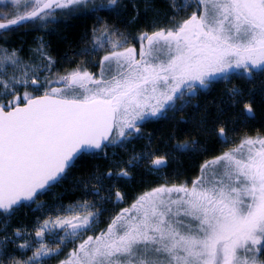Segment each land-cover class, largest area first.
I'll return each instance as SVG.
<instances>
[{"label": "snow or ice", "instance_id": "obj_1", "mask_svg": "<svg viewBox=\"0 0 264 264\" xmlns=\"http://www.w3.org/2000/svg\"><path fill=\"white\" fill-rule=\"evenodd\" d=\"M12 5L0 11V30L46 21L57 10L121 6L119 0H12ZM169 7L163 26L153 25L134 38L107 24L93 29L94 50L108 46L98 75L75 69L55 81L41 80L33 70L37 66L25 65L16 50H2L3 213L34 201L80 156L118 142L123 146L140 132L142 121L173 110L189 93L207 89L217 78L228 80L232 73L244 78L264 73V0H169ZM43 47L50 68L54 62ZM29 87L32 92H21ZM232 95L239 91L232 89ZM244 109L254 118L251 103ZM218 135L228 143L225 127ZM188 147L178 144L177 150ZM166 162L163 156L151 160L155 170ZM200 172L190 184H165L138 196L99 232L95 225L101 212L87 202L80 206L83 213L73 209L70 218L46 219L35 230L33 255L6 264H47L42 258L59 254L65 240L75 247L60 264H264V134L241 137L205 161ZM117 175L127 177L129 171L121 168ZM115 196L123 199L119 191ZM54 231L62 235L49 243ZM16 235H22L20 230ZM32 245L25 240L18 247Z\"/></svg>", "mask_w": 264, "mask_h": 264}, {"label": "trees", "instance_id": "obj_2", "mask_svg": "<svg viewBox=\"0 0 264 264\" xmlns=\"http://www.w3.org/2000/svg\"><path fill=\"white\" fill-rule=\"evenodd\" d=\"M119 4L120 7L109 6L99 11L57 10L56 16L46 21H31L8 31L0 30V46L26 52L44 45L54 61L52 76L55 77L75 69L98 74L99 61L108 46L94 50L93 29L107 24L134 38L142 31H152L153 25L163 26L162 22L171 15L169 0H119ZM10 6L14 5L0 2V11ZM191 11L181 13V18ZM65 35L71 36L78 49L63 58L55 50V40ZM232 89H237L239 95L233 97ZM246 103H251L254 118L244 114ZM221 126L226 129L228 142L230 139L237 143L245 135L264 134V73L256 72L248 78L233 73L228 80L213 81L207 89L201 88L189 98L178 101L173 110L143 122L140 132L122 142L123 146L118 142L108 145L104 152L80 156L60 182L34 201L18 206L14 213L0 212V219L13 217L10 229L29 227L46 209L91 196L103 197L101 217L104 218L110 211L117 213L155 187L165 183L189 184L200 175L205 161L232 146L218 135ZM185 143L190 145L187 150H177L178 144ZM157 156L165 157L167 162L155 170L151 160ZM129 160L133 163L128 164ZM121 168H127L129 176L117 175ZM109 171L113 175L108 176ZM117 191L123 195L120 201L115 196ZM106 198H110L109 201H105ZM106 224L104 220L101 227ZM69 249L64 248L48 263L58 264L68 256Z\"/></svg>", "mask_w": 264, "mask_h": 264}, {"label": "rangeland", "instance_id": "obj_3", "mask_svg": "<svg viewBox=\"0 0 264 264\" xmlns=\"http://www.w3.org/2000/svg\"><path fill=\"white\" fill-rule=\"evenodd\" d=\"M0 2L1 3H5V2L12 3V0H0ZM189 2H191V0H189ZM58 41L61 45L60 48H61L62 52L61 51L60 52L62 54H64L63 52H65V49H64L65 47H66V49L68 48V52H69V50H71L72 45L69 43L70 40L68 39L67 35L63 36ZM41 46L42 45H38V46H36L30 50H27L26 52H23V51L18 50V49H11V48H8L5 46H0V53H2V50H4V49H7L9 52H11L12 50H16L17 55L21 58V60L24 62L25 65L37 66L33 70L40 74L41 80H43L45 77H48L53 81L58 80L59 77L52 76V69H53L54 63H52V66L50 68L45 67V65L47 64V61L44 59V57L41 54ZM68 46H70V47H68ZM55 50H56V48H55ZM42 51H43V53H46L49 56L48 51L46 50L45 46L43 47ZM68 52H66V53H68ZM59 56H61V55L59 54ZM52 61H53V59H52ZM7 71L9 74L12 73L11 66L8 67ZM99 72H100V70H99ZM17 74H19V73L17 72ZM217 79H221V78H217ZM53 86H56V85H53ZM25 90L32 92L33 88L32 87H29L27 89L21 88V92H23ZM34 94H36V93H34ZM37 94H42V92L37 93ZM178 101H180V100H177L175 105L178 103ZM150 118H152V117H150ZM150 118H148V119H150ZM147 120H145V121H147ZM145 121H142L141 124ZM229 142H230V145H234V143H235L234 140H230V139H229ZM167 185L172 186V185H178V184H167ZM109 199L110 198H106L105 201H109ZM102 201H103V197L91 196L88 198H83L82 200L77 201V202L72 203V204L57 205V206L48 208L45 211L41 212L40 213L41 216L37 217L35 220H33L32 225L29 227L22 226V227H14V228L10 229L9 225L11 224L13 217L7 218L5 220L0 219V222H1V227H0V261L5 262V264H6V261L10 260L12 258L27 259L28 257L32 256L33 251L35 249V245H32V242L37 239L35 237L36 228L39 225H41L44 220L49 219V218L55 219L57 216H60L62 218H70V213L73 211V209H76L79 212L83 213V209L80 206L83 205L84 202H87L89 205H95V208L100 210L101 214L97 217V221H96V225H95V231L99 232L101 229H104L107 226V224H106V226L101 227V224L103 223V221L105 220L108 223L109 220L111 219V217L116 214L113 212L114 211L113 210V211H110L109 212L110 214L106 215L104 218L101 217L102 211H103L102 210V204H103ZM133 202L131 204L125 205L123 207L128 208L133 204ZM93 210H95V209H93ZM118 211H120V210H118ZM17 230H20V232L22 234L21 236L16 235ZM92 234H93V232H88L86 235H92ZM59 235H62V233H60L59 231H54L51 235V239L48 242L51 243L52 240L57 239ZM86 235L84 238H86ZM5 237H7V240L5 239ZM25 240L29 241V244L32 246L28 247V248L18 247V245L24 243ZM76 243H79V241H77ZM66 247L70 248L68 250V253H67L69 255V253L75 247V244L68 241V240H65L61 244V250H63ZM14 249L17 250V252ZM56 255L57 254L52 255V256H48V257H43L42 260L47 261V264H49L48 263L49 259L51 257L56 256ZM66 258H64L63 260H65ZM58 264H60V262Z\"/></svg>", "mask_w": 264, "mask_h": 264}, {"label": "built area", "instance_id": "obj_4", "mask_svg": "<svg viewBox=\"0 0 264 264\" xmlns=\"http://www.w3.org/2000/svg\"><path fill=\"white\" fill-rule=\"evenodd\" d=\"M67 37H68V39L70 40V44L72 45V48H71V50H69V52H68V48L66 49V47L64 48L65 49V52H63L64 54H62L61 52V48H60V43H59V39L60 38H58L57 40H55V48H56V50H57V52L61 55V57H68L69 55H71V54H73V53H75L76 51H77V46H76V43H74V41H73V39L71 38V36H69V35H67ZM62 38V37H61ZM68 47H70V46H68ZM70 49V48H69ZM61 51V52H60ZM72 51V52H71ZM66 52H68V53H66Z\"/></svg>", "mask_w": 264, "mask_h": 264}, {"label": "water", "instance_id": "obj_5", "mask_svg": "<svg viewBox=\"0 0 264 264\" xmlns=\"http://www.w3.org/2000/svg\"><path fill=\"white\" fill-rule=\"evenodd\" d=\"M27 23H29V22H27ZM25 24H26V23H25ZM23 25H24V24H23ZM15 27H17V26H15ZM77 159H78V158H77ZM75 162H76V161H75ZM75 162H74V164H75ZM74 164H73V165H74ZM71 167H72V166H71ZM71 167H70V168H71ZM68 170H69V169H68ZM68 170H67V171H68ZM67 171H66V173H67ZM64 176H65V175H64ZM59 182H60V181H59ZM56 184H57V183H56ZM54 185H55V184H54ZM28 202H31V201H23L22 204H24V203H28ZM22 204H21V205H22ZM17 207H18V206H16V208H17ZM0 212H3V211L0 210Z\"/></svg>", "mask_w": 264, "mask_h": 264}, {"label": "flooded vegetation", "instance_id": "obj_6", "mask_svg": "<svg viewBox=\"0 0 264 264\" xmlns=\"http://www.w3.org/2000/svg\"><path fill=\"white\" fill-rule=\"evenodd\" d=\"M217 80V79H216ZM215 81V80H214ZM191 95H194V93H189L186 97H185V99H187V98H189ZM166 113V112H165Z\"/></svg>", "mask_w": 264, "mask_h": 264}]
</instances>
